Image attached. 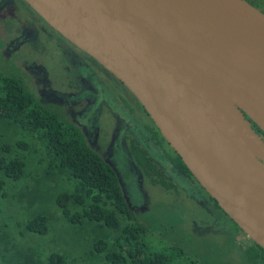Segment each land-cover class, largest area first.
Returning a JSON list of instances; mask_svg holds the SVG:
<instances>
[{
	"label": "water",
	"instance_id": "water-1",
	"mask_svg": "<svg viewBox=\"0 0 264 264\" xmlns=\"http://www.w3.org/2000/svg\"><path fill=\"white\" fill-rule=\"evenodd\" d=\"M23 1L121 82L264 251V141L253 129L264 135V13L246 0Z\"/></svg>",
	"mask_w": 264,
	"mask_h": 264
},
{
	"label": "rangeland",
	"instance_id": "rangeland-1",
	"mask_svg": "<svg viewBox=\"0 0 264 264\" xmlns=\"http://www.w3.org/2000/svg\"><path fill=\"white\" fill-rule=\"evenodd\" d=\"M252 1H255L257 9H264V0ZM4 12L5 9L0 8V16ZM1 20L6 21L3 16ZM15 59L21 65L13 69L0 53V71L19 75L26 90L46 109L49 110L53 104L62 108L66 116H70L71 111L65 108L63 102L41 94L47 89L66 91L67 86L61 85L65 75L57 79L47 68L31 72L27 65L29 61L22 55ZM78 106L74 104L70 109L75 112ZM59 116L65 120L63 113ZM103 120L107 126H114L110 116L103 117ZM72 123L81 127L85 142L93 151L101 157H107V154L104 156L106 151L103 153L104 144L92 140L91 136L83 132L80 124ZM16 140L26 142L27 149L14 146ZM3 143L11 145V150L5 153L0 148V156L22 158L24 174L17 180L0 174L3 180V190L0 192V264H49L47 256L50 253L61 255L63 264H106L101 254L91 255L90 249L94 241L111 239L115 232L94 222L71 225L64 220L54 203V197L60 191L71 190L73 180L67 170L56 165V160L45 148L41 134L23 131L0 120V146ZM115 171L127 205L136 220L145 225L147 237L178 245L192 259L193 264H250L245 253L250 240L215 210L211 203L182 198L183 195H178V191H166L133 169L129 173L134 176L132 183L136 190L131 193L128 174L122 178ZM185 187L182 183L180 188L184 193ZM38 213L46 217L47 232H25L22 229L23 223Z\"/></svg>",
	"mask_w": 264,
	"mask_h": 264
},
{
	"label": "flooded vegetation",
	"instance_id": "flooded-vegetation-1",
	"mask_svg": "<svg viewBox=\"0 0 264 264\" xmlns=\"http://www.w3.org/2000/svg\"><path fill=\"white\" fill-rule=\"evenodd\" d=\"M246 1L257 8L254 3ZM0 8L5 9L0 16L1 56L5 57L13 69L21 65L15 57L22 55L29 61L27 65L31 72L47 68L57 79L65 75L61 85L67 86L66 91L47 89L41 94L63 102L65 108L71 111L70 116H66V112H62L63 109L55 104H51L49 110L63 113L66 121L80 124L83 132L91 136L92 140L104 144L103 153L106 151L104 156L107 154V157L102 158L119 172L120 177L128 174L131 193L136 190L132 183L134 176L129 173L133 169L166 191H178V195H183L182 198L211 203L234 228L241 231L199 186L189 171L187 174L180 167V158L121 82L93 58L53 31L23 0H0ZM2 16L6 21L1 20ZM44 80L48 83L45 77ZM74 104L79 105L75 112L70 109ZM107 116L112 118L114 126L104 123L103 117ZM253 129L264 141V135L255 126ZM182 183L186 185L185 193L180 188Z\"/></svg>",
	"mask_w": 264,
	"mask_h": 264
},
{
	"label": "trees",
	"instance_id": "trees-1",
	"mask_svg": "<svg viewBox=\"0 0 264 264\" xmlns=\"http://www.w3.org/2000/svg\"><path fill=\"white\" fill-rule=\"evenodd\" d=\"M0 120L26 132L40 133L56 165L67 170L73 180L72 189L60 191L54 197V203L67 223L82 225L94 222L115 232L111 239L94 241L91 255L101 254L106 264H193L178 245L147 237L145 225L136 220L124 200L114 169L88 147L78 127L43 107L26 90L19 76L1 71ZM14 146L25 150L28 144L16 140ZM0 148L9 153L11 145L3 143ZM0 174L11 180L19 179L24 174L23 159L0 156ZM2 190L3 180L0 179V192ZM22 229L45 234V215L31 216L23 223ZM245 253L250 264H264V251L255 243L250 241ZM47 262L63 264L64 259L57 253H50Z\"/></svg>",
	"mask_w": 264,
	"mask_h": 264
}]
</instances>
